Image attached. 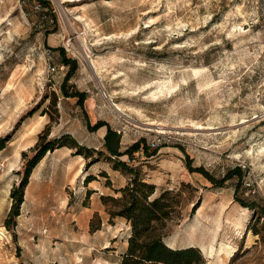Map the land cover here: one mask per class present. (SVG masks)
<instances>
[{"label": "rangeland", "instance_id": "obj_1", "mask_svg": "<svg viewBox=\"0 0 264 264\" xmlns=\"http://www.w3.org/2000/svg\"><path fill=\"white\" fill-rule=\"evenodd\" d=\"M48 1L55 23L32 0H0V264H118L131 225L110 212L132 179L151 198L180 191L169 246L264 264V0ZM108 127L120 151L138 142L119 157L132 173L48 151L5 226L39 134L104 150Z\"/></svg>", "mask_w": 264, "mask_h": 264}, {"label": "trees", "instance_id": "obj_2", "mask_svg": "<svg viewBox=\"0 0 264 264\" xmlns=\"http://www.w3.org/2000/svg\"><path fill=\"white\" fill-rule=\"evenodd\" d=\"M32 1L36 2L38 7L42 10L49 12L52 21L54 23L56 22L55 14L52 11L48 0ZM45 31L48 34V30ZM63 51L64 50L61 49L62 55L60 57L62 60L60 61L64 64L71 65V68H74L76 63L75 60L66 58ZM70 71H72V69H70ZM68 77L69 73L66 75L65 80H67ZM71 95H77L79 97L78 100L82 101L80 95ZM100 125H102L101 122L97 123L95 128ZM3 142V138H0V149L4 147ZM62 146L75 149L74 154L82 155L84 158H89L96 154L97 158H92L87 164L89 166L99 161V157L104 155L107 160L113 162L114 169H120L132 173V168H130L123 160H119V157L123 154H129L132 151H135L138 148V142L132 144L126 150L120 151L118 136L114 130L109 127L104 136V150H98L95 147L91 148L79 144V142L70 134H64L52 139H48L47 137L43 138L42 134H39V140L33 149L35 152L26 160L22 177L18 185L13 188L10 194L14 199V203L8 212V216L4 220L5 226H9L10 219L19 215V206L23 202L24 189L28 183V178L33 167L48 151H53ZM189 167L188 164V169ZM190 170L199 172L208 180L214 182V179L212 178L213 176L208 175L201 167L194 169L190 168ZM101 173L102 175H105L104 171H101ZM240 174L241 173H239V176ZM92 179L94 178L91 175H88L85 178V181L89 182ZM224 179L225 178H223V180ZM119 191L122 193V196L118 199L121 201L120 209L110 213L112 217L120 216L129 221L131 225V233L127 239L126 250L121 254L118 264H204V260L201 257L198 248L194 246L173 248L166 244L163 239L168 228L167 221L172 218L171 215L174 214L180 203L178 197L181 193L179 190H162L157 196L151 198L150 196L155 192L154 185L146 182H138L136 179H132L130 183L121 187ZM238 201L244 206L249 207V204H246L242 200ZM47 264L56 263L52 262Z\"/></svg>", "mask_w": 264, "mask_h": 264}]
</instances>
